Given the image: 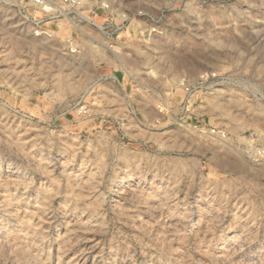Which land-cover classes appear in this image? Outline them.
Instances as JSON below:
<instances>
[{"label": "clouds", "instance_id": "9594fccd", "mask_svg": "<svg viewBox=\"0 0 264 264\" xmlns=\"http://www.w3.org/2000/svg\"><path fill=\"white\" fill-rule=\"evenodd\" d=\"M0 264H264V0H0Z\"/></svg>", "mask_w": 264, "mask_h": 264}]
</instances>
